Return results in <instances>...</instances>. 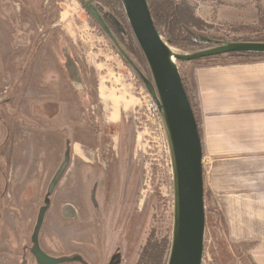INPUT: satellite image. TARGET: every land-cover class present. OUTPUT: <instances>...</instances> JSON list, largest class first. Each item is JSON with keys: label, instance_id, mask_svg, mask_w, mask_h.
Listing matches in <instances>:
<instances>
[{"label": "rangeland", "instance_id": "rangeland-1", "mask_svg": "<svg viewBox=\"0 0 264 264\" xmlns=\"http://www.w3.org/2000/svg\"><path fill=\"white\" fill-rule=\"evenodd\" d=\"M183 1L212 25L188 29L196 40L229 42L233 24L264 28V0ZM85 5L97 11L104 28ZM135 44L130 28L98 0H0V189L13 190L0 201V264H34L24 248L36 219L35 199L42 205L66 153L68 169L47 191L50 205L38 235L47 255L82 259L64 264H135L151 229L171 241L166 136L149 106L144 80L151 78ZM83 53L91 54L92 66ZM229 60L240 59L175 63L194 94L196 66ZM213 161L203 154L202 264H246L224 236L225 196L210 190ZM31 188L32 200L22 195Z\"/></svg>", "mask_w": 264, "mask_h": 264}, {"label": "crops", "instance_id": "crops-1", "mask_svg": "<svg viewBox=\"0 0 264 264\" xmlns=\"http://www.w3.org/2000/svg\"><path fill=\"white\" fill-rule=\"evenodd\" d=\"M83 58L92 66L91 54ZM194 71L202 152L214 160L210 190L225 196V239L246 264H264V59Z\"/></svg>", "mask_w": 264, "mask_h": 264}, {"label": "water", "instance_id": "water-1", "mask_svg": "<svg viewBox=\"0 0 264 264\" xmlns=\"http://www.w3.org/2000/svg\"><path fill=\"white\" fill-rule=\"evenodd\" d=\"M119 1L148 68L151 81L144 80V84L158 109L168 147L173 187V220L166 264H202L205 233L202 143L175 62H191L230 53L264 54V43L226 42L192 53H179L156 30L146 0ZM85 8L100 27L104 28L97 11L88 5ZM65 157L67 162V153ZM66 162L62 171L67 166ZM61 172L51 183L48 190L50 194ZM44 211V208L40 209L38 215L32 239V254L37 264H59L65 259L47 255L37 241Z\"/></svg>", "mask_w": 264, "mask_h": 264}, {"label": "trees", "instance_id": "trees-1", "mask_svg": "<svg viewBox=\"0 0 264 264\" xmlns=\"http://www.w3.org/2000/svg\"><path fill=\"white\" fill-rule=\"evenodd\" d=\"M105 4L114 17L123 20L126 28L129 26L126 23L122 5L119 0H98ZM149 11L153 20V24L158 33L165 39L170 47L178 49L182 52L192 53L215 46L214 44L196 40L191 35L188 29L196 31H204L212 28V25H207L199 19L194 10L183 0H146ZM90 15V14H89ZM91 16V15H90ZM259 25H263L259 23ZM231 37H234L229 42H256L264 43V28H255L253 26H243L239 24L231 25ZM261 27V26H258ZM256 29V31L254 30ZM259 29V30H257ZM237 36V37H236ZM252 36V37H251ZM138 60L144 63V59L135 44ZM229 57L237 58L243 61H256L264 59V54L245 53V54H224L208 58ZM206 59V58H203ZM202 60V59H199ZM194 62V61H191ZM179 63H181L179 61ZM74 64V62H73ZM75 65V64H74ZM182 84L186 95L189 99L191 108L194 113L195 120L198 125L199 134L201 136L200 124L201 117L198 111L195 96L188 84V80L181 76ZM203 190H204V175H203ZM170 249V237L168 234L159 235L155 229H151L149 235L138 252V258L135 264H166Z\"/></svg>", "mask_w": 264, "mask_h": 264}, {"label": "flooded vegetation", "instance_id": "flooded-vegetation-1", "mask_svg": "<svg viewBox=\"0 0 264 264\" xmlns=\"http://www.w3.org/2000/svg\"><path fill=\"white\" fill-rule=\"evenodd\" d=\"M57 110V109H56ZM55 110V111H56ZM66 155V154H65ZM65 155H64V158H63V161L66 159V157H65ZM61 162L60 164H59V166L57 167V169H55L54 170V173H53V176H52V178H51V180H50V183L48 184V188H47V191L49 190V187H50V185H51V183L53 182V180L55 179V176L56 175H58V173H60L61 171H62V167H63V165H64V163L65 162ZM65 166V165H64ZM68 169V163H67V166L65 167V169L61 172V175H60V178H59V180L57 181V183H56V185L54 186V190H55V188L57 187V185H58V183L60 182V180L62 179V177H63V175L65 174V172H66V170ZM9 174H7V176H8ZM7 176H6V180H7V182H8V179H7ZM8 189V188H7ZM53 190V191H54ZM13 190H9V193L10 192H12ZM23 191H24V193H22V195H30L31 197V200L32 199H34V190L31 188V189H23ZM47 191H46V195L44 196V198L42 199V205H39L38 203H39V200H38V198L37 199H35V200H37V203L35 202V205H36V210H37V214H36V219H35V223H34V226H33V229H32V232H31V234H30V237H29V239H30V244H29V246H27V248H24L25 250H24V252L26 253V254H28V255H30V257L32 258V260L34 261V264H37V262H36V260H35V258L33 257V254H32V248H33V242H32V239H33V236H34V232H35V229H36V226H37V219H38V215H39V212H40V209H42V208H44L45 209V211H46V208L47 207H49V205H50V200H49V195L47 194ZM7 192L6 191H1V189H0V201L1 200H3L2 198H3V196L6 194ZM9 193H7V194H9ZM47 201V202H46ZM48 201H49V203H48ZM45 211H44V214H43V217H44V215H45ZM42 221H43V219H42ZM42 224V223H41ZM41 227V226H40ZM40 230V229H39ZM38 235H39V231H38V233H37V241H38ZM38 244H39V242H38ZM40 247V246H39ZM41 248V247H40ZM57 259H65V261L64 262H61V263H59V264H64V263H71V262H77V263H81L82 262V259L80 258V257H78V256H74V257H72V258H57ZM112 259H114V260H116L117 259V257H112Z\"/></svg>", "mask_w": 264, "mask_h": 264}, {"label": "built area", "instance_id": "built-area-1", "mask_svg": "<svg viewBox=\"0 0 264 264\" xmlns=\"http://www.w3.org/2000/svg\"><path fill=\"white\" fill-rule=\"evenodd\" d=\"M149 103H150L149 106H150V108H151V111H153V114L159 116V118H160V115H159L158 109H157V107H156L154 101H153V100H149ZM160 122H161V118H160Z\"/></svg>", "mask_w": 264, "mask_h": 264}]
</instances>
